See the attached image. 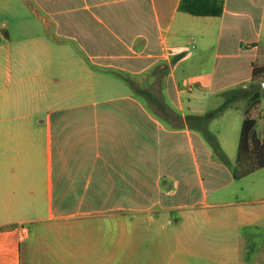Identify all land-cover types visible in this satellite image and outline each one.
<instances>
[{
    "label": "crops",
    "instance_id": "obj_1",
    "mask_svg": "<svg viewBox=\"0 0 264 264\" xmlns=\"http://www.w3.org/2000/svg\"><path fill=\"white\" fill-rule=\"evenodd\" d=\"M181 1L0 0V264L131 263L142 232L166 247L171 215L239 180L230 129L210 125L259 80L264 0H222L219 15ZM78 213L99 219L59 223Z\"/></svg>",
    "mask_w": 264,
    "mask_h": 264
},
{
    "label": "rangeland",
    "instance_id": "obj_2",
    "mask_svg": "<svg viewBox=\"0 0 264 264\" xmlns=\"http://www.w3.org/2000/svg\"><path fill=\"white\" fill-rule=\"evenodd\" d=\"M72 48L71 43L67 42L61 46L60 55L57 54L58 48L55 50L54 63L61 70L62 92L69 89L68 82L65 81L67 79L64 77L69 75V65L75 62L73 61L75 57L69 55ZM187 50L193 51L194 48L189 46ZM45 59L47 60L48 57L46 56ZM260 63L261 61L258 64ZM243 76H247V73L243 72ZM263 80L264 77H260L250 86V89L263 91L262 108H264ZM247 100L248 97L238 99L236 108L226 120L216 119L210 125L212 129L220 126L230 129L229 135L222 139L229 141L226 143V149L232 158L237 157ZM234 117L235 120L237 118V126L234 125ZM256 131L260 136H264V115L258 117ZM204 170L207 183L211 184L212 169L206 165ZM218 201L223 203L205 204L185 210L178 215H171L174 220L170 226L173 239L166 247L154 246L155 233H150L146 229L141 233L145 241L140 247L138 258L126 264H264V167L209 197V202ZM239 208L252 210L254 218L252 224L239 223L242 218L237 212ZM68 210L73 211L76 208L69 207ZM93 219H99V216L69 215L59 223H81V221L88 223ZM43 223L46 226L43 235L49 242L57 241L58 238L62 240L61 236H66L64 232L51 230L49 226L54 225L56 221L47 220ZM185 226L189 227L185 228ZM45 251L42 254L44 257L52 256L47 248Z\"/></svg>",
    "mask_w": 264,
    "mask_h": 264
},
{
    "label": "trees",
    "instance_id": "obj_3",
    "mask_svg": "<svg viewBox=\"0 0 264 264\" xmlns=\"http://www.w3.org/2000/svg\"><path fill=\"white\" fill-rule=\"evenodd\" d=\"M181 8L196 15H219L223 12L222 0H182ZM254 79L264 77V64L254 63ZM248 97L247 106L244 109L237 160L232 166L234 176L241 179L256 170L264 167V137L256 131L258 117L264 115L262 108V90H253L246 94ZM231 97L228 98L216 111L219 112L228 106Z\"/></svg>",
    "mask_w": 264,
    "mask_h": 264
}]
</instances>
